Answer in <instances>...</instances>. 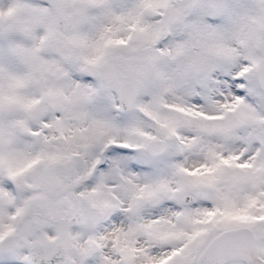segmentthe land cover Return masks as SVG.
Listing matches in <instances>:
<instances>
[{
  "label": "snow or ice",
  "instance_id": "1",
  "mask_svg": "<svg viewBox=\"0 0 264 264\" xmlns=\"http://www.w3.org/2000/svg\"><path fill=\"white\" fill-rule=\"evenodd\" d=\"M0 264H264V0H0Z\"/></svg>",
  "mask_w": 264,
  "mask_h": 264
}]
</instances>
